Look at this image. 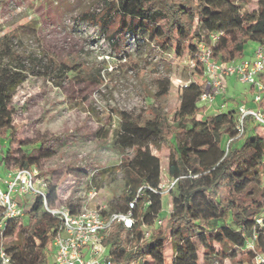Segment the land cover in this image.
Returning <instances> with one entry per match:
<instances>
[{"label":"trees","instance_id":"obj_1","mask_svg":"<svg viewBox=\"0 0 264 264\" xmlns=\"http://www.w3.org/2000/svg\"><path fill=\"white\" fill-rule=\"evenodd\" d=\"M242 2L247 1L104 0L101 13L83 15L87 22L112 30L110 36L115 39L123 26L128 24L131 30L137 22L138 28L164 50L194 63L190 80L179 90V103L173 111L164 112L150 104L153 116L143 121L118 113L113 146L125 154L120 164L126 177L123 193L107 210L125 211L133 200L136 206L133 227L115 224L103 239L113 264H197L199 249L203 264L213 259L221 263L241 259L253 264L255 254H264V223L261 227L256 224L264 210V177L260 170L264 135H258V125L247 118L242 135L237 137L238 106L210 115V104L199 103L207 85L198 59L199 45L209 51L212 61L221 64L241 61L245 45L252 38L264 47V0H256L257 7L251 11L244 10ZM77 66L79 61L71 65L63 62L57 71L67 74ZM0 70L1 76L9 79L18 74L10 68ZM170 85L168 78L158 80L153 101L165 96ZM247 107L264 111V102H252ZM15 113L0 87V143L16 146L14 153L7 149L0 157V166L38 167V160L51 153L40 151L39 156H34L30 144L17 140ZM161 146L167 151L168 181L176 180L167 192L171 211L164 226L156 224L164 218L160 216L163 194L159 188L162 160L152 152L153 147ZM140 187L141 196L136 198ZM63 188L50 181V206ZM147 201L149 204L144 205ZM37 203L39 214L36 203L25 205L26 223L16 227L17 221H13L0 235V247L10 256V264H50L52 239L59 221ZM144 228L149 230L147 238ZM253 232H257L254 251L245 247ZM7 239L11 241L7 243Z\"/></svg>","mask_w":264,"mask_h":264},{"label":"rangeland","instance_id":"obj_2","mask_svg":"<svg viewBox=\"0 0 264 264\" xmlns=\"http://www.w3.org/2000/svg\"><path fill=\"white\" fill-rule=\"evenodd\" d=\"M246 1L241 3L244 10L256 9V0ZM103 9L104 0H0V69L18 73L9 79L1 76L0 70V87L16 110L13 123L19 127L17 140L30 144L34 156L40 151L51 153L38 160L41 174L51 183L63 185L72 199L87 192L86 184L81 190L75 186L88 177L98 192L94 204L108 209L123 193L126 177L120 164L125 154L113 146L118 113L143 121L153 116L150 104L164 112L173 111L179 103V90L189 82L192 70L186 59L174 57L149 39L137 22L131 30L128 24L123 26L115 39L110 36L112 30L83 19L84 14L101 13ZM258 48L259 43L250 39L242 60L251 59ZM78 61L80 66L67 74L57 71L60 63ZM18 78L20 82H14ZM163 78L170 81L169 91L153 101L156 83ZM225 83L224 97L208 105L207 114L244 104L238 94L245 93L250 100L249 86L234 77L226 78ZM258 135L264 132L258 129ZM15 147L1 141L0 157ZM152 152L162 160V184L166 187L167 151L161 146L153 147ZM7 170L14 168L8 166ZM5 172L0 166V178ZM37 201L40 203L34 197H24L23 206L36 203L38 207ZM169 203V196L163 194L162 226L171 211ZM40 211L38 207V214ZM24 216L16 227L26 223ZM241 261L226 259L221 263L213 259L208 264H252ZM203 262L199 249L197 264Z\"/></svg>","mask_w":264,"mask_h":264},{"label":"built area","instance_id":"obj_3","mask_svg":"<svg viewBox=\"0 0 264 264\" xmlns=\"http://www.w3.org/2000/svg\"><path fill=\"white\" fill-rule=\"evenodd\" d=\"M198 49V59L207 81L206 91L199 97L200 104H212L216 97L225 95V81L228 77H234L241 84L252 89L254 104L264 102L263 46H259L251 59L232 64L212 61L209 51L203 45H199ZM189 66L192 69L194 63L190 62ZM247 118L264 132V111L261 108L240 105L237 108V137L242 135L243 121ZM260 170L264 177V158L261 161ZM175 182L176 180L168 181L166 187L161 183L159 186L161 193L167 194ZM84 184L87 187L86 193L82 192L78 198L72 199L71 194L62 189L57 195L55 204L50 206L48 204L50 180L41 174L38 167L6 169L3 178H0V235L11 222L19 221L24 216L23 199L31 196L40 200L42 211L59 221L58 229L52 239L50 264H113L103 239L115 224H121L127 229L133 227L136 200L128 202L125 211L109 212L104 206L94 204L98 192L88 177L79 180L75 186L76 190H81ZM142 190L143 187L137 190L136 198L141 196ZM146 204H149V201L144 205ZM263 223L264 210L256 219L258 227H261ZM156 224L162 225V221L159 220ZM143 232L144 237L147 238L149 230L144 228ZM256 240L257 232H253L246 241V249L254 251ZM10 263V256L1 246L0 264ZM263 263L264 254H255L253 264Z\"/></svg>","mask_w":264,"mask_h":264},{"label":"crops","instance_id":"obj_4","mask_svg":"<svg viewBox=\"0 0 264 264\" xmlns=\"http://www.w3.org/2000/svg\"><path fill=\"white\" fill-rule=\"evenodd\" d=\"M226 84V83H225ZM248 90L250 91V89L248 88ZM252 93V91H250ZM239 99H242V101H244V104H238L237 106L239 105H245V106H250L252 105V96L250 98V100H248L245 96V93L243 94H238L237 96ZM227 98V97H226Z\"/></svg>","mask_w":264,"mask_h":264}]
</instances>
